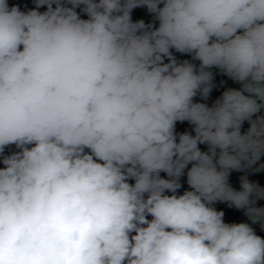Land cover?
<instances>
[{"label":"clouds","instance_id":"obj_1","mask_svg":"<svg viewBox=\"0 0 264 264\" xmlns=\"http://www.w3.org/2000/svg\"><path fill=\"white\" fill-rule=\"evenodd\" d=\"M34 4L0 0V264H264L214 207L264 229V188L229 183L264 155V0ZM214 68L241 88L208 106Z\"/></svg>","mask_w":264,"mask_h":264},{"label":"trees","instance_id":"obj_2","mask_svg":"<svg viewBox=\"0 0 264 264\" xmlns=\"http://www.w3.org/2000/svg\"><path fill=\"white\" fill-rule=\"evenodd\" d=\"M8 4H9V7L16 5L20 8L21 11H25V12L35 7L34 0H8ZM45 10H46V6L41 7L39 9V11L41 12ZM77 12L80 14L82 19H87L86 14L81 12L79 8L77 9ZM141 19L144 20L145 24L155 23L156 26H158V22L154 21L153 14H150L145 7L136 8L132 11L133 22L137 20H141ZM173 55L177 58L178 61H183L184 59L191 60V56L187 54L177 53L174 50H173ZM165 62H168L167 59H165ZM194 63L198 65L199 62L194 61ZM212 71L214 73V80H213L214 87L208 99L203 100L199 95L195 97L196 102L206 103L208 106H212L214 101L217 98H219L224 91L231 89L223 82V79L221 75L219 74L218 69L214 68L212 69ZM258 115H264V110H262L261 113H259ZM253 118L255 119V117ZM248 127H249V123L245 121L244 124L242 125L241 131L242 132L246 131ZM176 132L177 133L189 132L193 135L195 134L193 132V126L190 125L187 121L183 123L177 122ZM199 147L201 148L202 151H207V145H200ZM16 151H18V149H16L14 145H11L5 148L4 155H10ZM0 160H2V157H0ZM262 164H264V155H262L261 159L251 168H248L241 172L233 171L229 176V183L234 189L240 190V178L242 176H246L249 179V181L255 182L261 188H264V169H261L260 171H255V169L259 168L260 165ZM2 167H3V164L0 163V168ZM161 176L163 178H167L166 174L164 173H161ZM186 181H187V177L185 174V176L181 177L182 187L181 189L178 190L179 194H182L183 191L188 190V185ZM256 206L264 207V199L257 200ZM214 207L216 208V210L223 211L225 213L224 220L226 223H241V222L249 223L255 230L256 234L264 238V229L261 228L260 223L251 224V221L248 219V217L244 215L243 210H238L234 207H229L226 203H220V202H217L214 205Z\"/></svg>","mask_w":264,"mask_h":264},{"label":"rangeland","instance_id":"obj_3","mask_svg":"<svg viewBox=\"0 0 264 264\" xmlns=\"http://www.w3.org/2000/svg\"><path fill=\"white\" fill-rule=\"evenodd\" d=\"M219 74L221 75L223 82L231 89H240L241 85L237 82H234L233 80H231L230 78H228L227 76L223 75L222 73Z\"/></svg>","mask_w":264,"mask_h":264}]
</instances>
